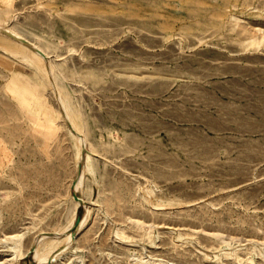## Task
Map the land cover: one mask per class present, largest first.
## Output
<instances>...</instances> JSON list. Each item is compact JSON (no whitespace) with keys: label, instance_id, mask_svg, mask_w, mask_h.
I'll return each mask as SVG.
<instances>
[{"label":"rangeland","instance_id":"1","mask_svg":"<svg viewBox=\"0 0 264 264\" xmlns=\"http://www.w3.org/2000/svg\"><path fill=\"white\" fill-rule=\"evenodd\" d=\"M0 24V264L73 210L76 132L24 40L92 157L48 264H264V0H0Z\"/></svg>","mask_w":264,"mask_h":264},{"label":"bare ground","instance_id":"2","mask_svg":"<svg viewBox=\"0 0 264 264\" xmlns=\"http://www.w3.org/2000/svg\"><path fill=\"white\" fill-rule=\"evenodd\" d=\"M0 27L4 28V25L2 26L0 24ZM9 27V26H7ZM1 28V29H2ZM12 28V27H11ZM7 28L5 27V30ZM7 31L10 32V28L9 30L7 29ZM2 32V31H1ZM20 32V31H19ZM12 33V32H11ZM14 33V32H13ZM2 34H5V33H2ZM10 34V33H9ZM17 34V33H16ZM7 36H9L8 34H6ZM19 35V34H17ZM3 36V35H2ZM20 36V35H19ZM12 39V38H11ZM2 40V39H1ZM7 40V39H6ZM10 41V40H9ZM12 42V41H10ZM25 42V43H24ZM24 42H22V45H24V49L26 51L23 52V58H26L27 61H29V65H30V62H33L36 66L37 71L40 69L44 70L47 75H48V78L50 79L49 82L51 83V87L54 89L56 95L58 96V98H60L59 100H62V101H59V103L62 104V107L61 109L64 110L65 114H66V117L67 119H69V123H70V126L75 130V134L72 133L73 135V138L75 139V156H76V172L73 174V178L69 184V187L71 189V192H70V196L71 198L73 199V210H72V213H71V216L66 224V226L62 229H60L59 231L57 232H53L51 233L50 231H42L41 233H39L38 235L35 236L34 240L32 241L31 245L29 246L28 250H27V253H29L31 250H32V255H33V260L34 262H36V264H48L49 262H51L52 260L55 259V257L57 256V251H55L53 249V243L54 241H56L55 239H62L63 241H65V244H68L70 243V241L73 239L74 237V233L79 230L85 223L87 216H88V213L86 211H89V210H86L83 215H81V219L79 221V223L77 224V226L73 227L74 223H75V220H76V216H77V210H78V207L80 205H85V196L84 195H81V193H79L81 190V187L83 185V182H84V172L85 170L87 169H90L92 170V157H91V152L90 150L88 149V145L85 143V139H86V134H85V131L84 129L82 128V125L79 124L78 122V114H76V112L74 111V108L72 109L70 107V105L68 104L69 101H65L64 98H62V94L61 91H63V88L61 87L60 89V86H58L59 84H57V82L55 81V74H58L60 75L61 73L60 72H56L55 73V69H56V66L55 64L53 63V61H51L47 54L43 51V49H41V46L39 47L37 44L35 43H31L30 41H27V40H24ZM21 43V42H20ZM37 43V42H36ZM16 45V44H15ZM20 48V47H18ZM1 49V48H0ZM5 50V49H4ZM21 50V49H20ZM18 50V51H20ZM13 50L11 49V52ZM17 51V50H16ZM5 52V51H4ZM9 52V51H8ZM22 52V50L20 51ZM19 52V53H20ZM28 52V53H27ZM7 53V52H6ZM10 53V52H9ZM16 53V52H15ZM15 53H11L12 56L15 54ZM17 52V54H19ZM10 54V55H11ZM21 55V54H20ZM19 55V56H20ZM16 57V56H15ZM19 59V57H17ZM16 58V59H17ZM20 59L22 60V58L20 57ZM19 59V60H20ZM18 61V60H17ZM24 61V60H22ZM25 63V61H24ZM32 64V63H31ZM32 66V65H31ZM33 70V69H32ZM41 72V71H40ZM34 73V72H33ZM41 74V73H39ZM25 74H23L24 76ZM28 75V74H27ZM36 75V74H35ZM38 75V74H37ZM42 75V74H41ZM43 76V75H42ZM45 77V76H43ZM59 77V76H58ZM37 78V77H36ZM38 78H39V75H38ZM42 79H40L41 81ZM45 80V79H44ZM42 80V81H44ZM39 81V80H38ZM58 81V79H57ZM48 83V82H47ZM49 84H47L48 86ZM27 87V86H26ZM50 87V89H51ZM23 90H26V89H29V88H22ZM54 91H53V94H54ZM64 92V91H63ZM66 93V92H64ZM38 95L36 92L33 94V96H36ZM65 96V94H63ZM68 96H66V99H67ZM57 101V100H56ZM19 105V104H18ZM73 107V106H72ZM22 108V107H20ZM61 110V111H62ZM26 111V110H25ZM29 113V112H28ZM27 113V114H28ZM78 113V112H77ZM26 114V115H27ZM34 114V113H33ZM65 116V115H64ZM38 117V115H37ZM43 120V119H41ZM81 121V120H80ZM44 122V121H43ZM67 122V121H66ZM41 123V121H40ZM45 123V122H44ZM43 125V124H42ZM49 125V123H48ZM69 125V124H68ZM50 127V126H49ZM70 127V128H71ZM73 191H75L79 197V199H76L73 195ZM86 193V192H85ZM84 193V194H85ZM87 196V195H86ZM86 208V207H84ZM80 209V208H79ZM58 242V241H57ZM72 243V242H71ZM59 244V243H58ZM61 244V243H60ZM63 244V242H62ZM66 247V245H64ZM64 246H62L64 248ZM69 246V245H68ZM63 248L61 250H63ZM60 252V251H58ZM26 254V253H25ZM59 254V253H58ZM32 260V261H33ZM30 261V260H29ZM147 262H149L147 260ZM29 263V262H28ZM26 264V263H25ZM143 264V263H142ZM149 264V263H148Z\"/></svg>","mask_w":264,"mask_h":264},{"label":"water","instance_id":"3","mask_svg":"<svg viewBox=\"0 0 264 264\" xmlns=\"http://www.w3.org/2000/svg\"><path fill=\"white\" fill-rule=\"evenodd\" d=\"M73 195H74V197L76 199H79V197H78V195H77V193L75 191H73ZM80 219H81V215L77 213L76 220H75V223H74L73 227L77 226V224L79 223ZM30 252H32V250ZM29 264H33V261H31Z\"/></svg>","mask_w":264,"mask_h":264}]
</instances>
